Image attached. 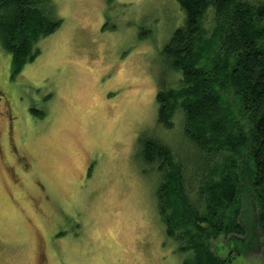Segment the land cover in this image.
<instances>
[{
    "label": "rangeland",
    "instance_id": "obj_1",
    "mask_svg": "<svg viewBox=\"0 0 264 264\" xmlns=\"http://www.w3.org/2000/svg\"><path fill=\"white\" fill-rule=\"evenodd\" d=\"M48 1L61 25L33 63L12 77L0 48V264H181L138 141L170 147L196 200L203 160L183 117L171 131L157 122L158 91L181 80L163 50L184 12L177 0ZM242 201L251 230L255 204ZM251 246L223 259L262 264Z\"/></svg>",
    "mask_w": 264,
    "mask_h": 264
},
{
    "label": "trees",
    "instance_id": "obj_2",
    "mask_svg": "<svg viewBox=\"0 0 264 264\" xmlns=\"http://www.w3.org/2000/svg\"><path fill=\"white\" fill-rule=\"evenodd\" d=\"M177 2L184 21L163 55L181 80L158 91L157 122L171 131L181 113L183 136L203 160L192 175L200 181L196 200L184 164L167 144L140 138L139 158L149 167L144 172L156 176L166 237L189 254L181 264H230L225 246L229 255H246L250 245L260 247L264 264V2ZM48 3L0 0V48L11 55L12 77L40 55L38 42L60 28ZM243 193L255 204L251 230L241 222Z\"/></svg>",
    "mask_w": 264,
    "mask_h": 264
},
{
    "label": "flooded vegetation",
    "instance_id": "obj_3",
    "mask_svg": "<svg viewBox=\"0 0 264 264\" xmlns=\"http://www.w3.org/2000/svg\"><path fill=\"white\" fill-rule=\"evenodd\" d=\"M5 112H6V111H5ZM5 112H4V113H5ZM7 119H9V117H8V116H7ZM11 120H12V118H11Z\"/></svg>",
    "mask_w": 264,
    "mask_h": 264
}]
</instances>
